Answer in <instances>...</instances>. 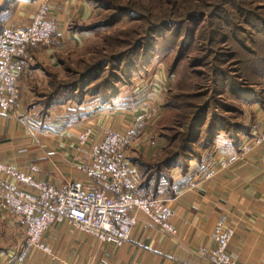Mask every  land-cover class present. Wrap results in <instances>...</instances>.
Instances as JSON below:
<instances>
[{"label": "crops", "instance_id": "crops-1", "mask_svg": "<svg viewBox=\"0 0 264 264\" xmlns=\"http://www.w3.org/2000/svg\"><path fill=\"white\" fill-rule=\"evenodd\" d=\"M41 3L47 5L48 19L57 24V42L54 47L30 49L19 63V99L11 112L0 108V163L63 191L71 182L84 181L79 168L91 166V150L107 132L131 137L125 146L129 167L136 170L141 162L155 158L164 147L154 127L170 84L166 69L157 70L153 98H143L148 90L136 82L128 105L114 104L76 121L37 118L34 94L41 92L48 71L56 69L63 56L91 38L93 17L88 0H15L3 27L29 25ZM259 91L260 99L243 107L247 132L236 146L217 138L186 175L171 173L174 236L138 218L129 243L115 248L64 223L43 234L46 252H24L25 225L0 205V264H211V235L218 226L233 232L227 253L236 264H264V79ZM85 133L89 138L80 144L79 136ZM213 155L217 161L208 167ZM232 155L238 160L229 162ZM206 169L212 172L207 179Z\"/></svg>", "mask_w": 264, "mask_h": 264}, {"label": "rangeland", "instance_id": "rangeland-1", "mask_svg": "<svg viewBox=\"0 0 264 264\" xmlns=\"http://www.w3.org/2000/svg\"><path fill=\"white\" fill-rule=\"evenodd\" d=\"M88 1L91 38L63 56L34 94L41 122L49 116L76 121L114 104L128 105L136 82L148 90L141 98H153L161 68L171 75L154 127L167 146L164 157L178 152L191 159L188 166L195 165L212 150L206 146L211 124L224 129V136L241 124L242 105L224 91V82L237 90L243 81L236 61L247 60L249 53L264 58V0ZM147 59L151 64L142 69ZM116 92L123 97L115 103L110 100ZM204 107V123L191 129ZM153 163L146 167L154 170Z\"/></svg>", "mask_w": 264, "mask_h": 264}, {"label": "built area", "instance_id": "built-area-1", "mask_svg": "<svg viewBox=\"0 0 264 264\" xmlns=\"http://www.w3.org/2000/svg\"><path fill=\"white\" fill-rule=\"evenodd\" d=\"M47 13L46 3H41L29 25L0 31V108L5 112H11L19 99L17 71L22 58L32 48L54 47L57 42V24L48 19ZM88 138V133L80 135V144ZM130 140V136L107 132L104 140L91 150V166L79 168L85 175L84 181L71 182L63 191L0 163V205L11 218L25 225L24 252H46L41 244L43 234L64 223L115 248L129 243L138 218L171 236L176 234L170 222L169 198H152L138 190L139 175L127 163L125 146ZM236 160L232 155L229 162ZM216 161V156H212L207 166ZM207 170L205 179L212 176ZM92 184L93 187L86 188ZM232 237L231 230L215 228L211 235L214 248L208 257L211 264H236L227 253Z\"/></svg>", "mask_w": 264, "mask_h": 264}, {"label": "trees", "instance_id": "trees-1", "mask_svg": "<svg viewBox=\"0 0 264 264\" xmlns=\"http://www.w3.org/2000/svg\"><path fill=\"white\" fill-rule=\"evenodd\" d=\"M15 0H0V31L4 28L3 22L9 17V12L11 6L14 4ZM94 27L90 25V30H93ZM256 31H258L256 29ZM259 32V31H258ZM262 32V30L260 31ZM240 49H243V44H239ZM246 47V46H244ZM155 47L153 52L155 51ZM249 58L245 61L237 60L236 63L239 65V79L243 81L240 87L234 89V87L227 86V81L224 82V91L233 92L235 101L244 106L247 104L256 102L260 99L261 92L259 91V87L261 85L262 80L264 79V58L258 56V54L249 53ZM145 61V60H143ZM151 64V59H147L145 63H143L142 69H145L144 65ZM139 69V68H138ZM132 73L134 71H131ZM130 73V75L132 74ZM147 73V70H145ZM170 73V72H169ZM244 85V86H243ZM118 92L113 95L110 101H115L117 98ZM104 104V103H103ZM107 104V105H111ZM164 105V104H163ZM207 108L204 107L202 109V115H198L195 120L192 122V127L194 123H204L205 121V112ZM241 115L243 116V110L241 111ZM236 130V133H235ZM208 139L206 146H212L214 140L216 138L222 137L224 139L229 140L233 146H236L239 142V138L241 134H246L247 127L242 122L239 126H236L233 129L232 133L227 136L221 135V131L225 132L224 129H215V125L211 124L208 130ZM167 146L164 147L161 152L153 159L149 161H143L138 166L137 173L139 175V185L138 190L144 192L148 196L152 198L162 197V198H170L173 195V178L171 173L174 169H179L180 174L186 175L188 172V163L191 159L184 158L180 153H170V156H163L166 154ZM195 159V158H194ZM201 155L196 159L198 163L201 161ZM156 163L153 167L154 170L148 169L147 164ZM153 163V164H154Z\"/></svg>", "mask_w": 264, "mask_h": 264}]
</instances>
